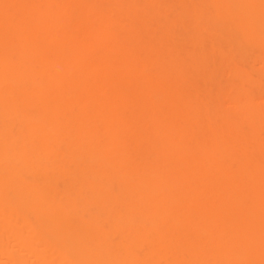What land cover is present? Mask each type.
<instances>
[{
  "label": "bare ground",
  "instance_id": "bare-ground-1",
  "mask_svg": "<svg viewBox=\"0 0 264 264\" xmlns=\"http://www.w3.org/2000/svg\"><path fill=\"white\" fill-rule=\"evenodd\" d=\"M0 264H264V0H0Z\"/></svg>",
  "mask_w": 264,
  "mask_h": 264
}]
</instances>
